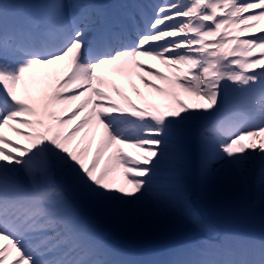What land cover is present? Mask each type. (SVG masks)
<instances>
[{"label":"snow or ice","instance_id":"6c2138e0","mask_svg":"<svg viewBox=\"0 0 264 264\" xmlns=\"http://www.w3.org/2000/svg\"><path fill=\"white\" fill-rule=\"evenodd\" d=\"M261 22L264 0H0V264H264L251 235L166 260L99 235L214 231L213 197L264 224Z\"/></svg>","mask_w":264,"mask_h":264},{"label":"bare ground","instance_id":"6f19581e","mask_svg":"<svg viewBox=\"0 0 264 264\" xmlns=\"http://www.w3.org/2000/svg\"><path fill=\"white\" fill-rule=\"evenodd\" d=\"M109 2H111V0H109ZM261 25L264 26V22H261ZM143 59V58H142ZM146 63L151 64L154 68H159L161 71H164L166 74H171L170 71L165 68L163 65L160 64L159 61L157 60H151V59H146ZM109 79L117 84L118 86H120L122 88V90L128 95L130 96L134 101L139 102L140 101V96L137 94L136 90L131 86V84L129 83V78L121 75V74H112L109 76ZM149 79H152L151 77H149ZM131 82L135 84L136 88L139 89V93L141 94H147L149 92V89L145 88L144 84L139 80L138 76H132L131 77ZM155 83L158 84H163L162 81L156 80ZM153 95H159V94H155L153 93ZM181 98H185L182 94ZM6 134L11 136L12 139L16 140L19 139L18 137L15 136L14 133H11L10 131H8L7 129L5 130ZM26 131V130H25ZM125 151L128 152L131 156H135L137 155V150L136 149H131V148H125ZM122 172V169L120 170ZM212 200H219L220 202H225V206L226 208H228L229 210H233L235 209V214L237 217H239L242 221H244L242 224L246 225H255L258 228H255L256 233H251V232H245L242 230H235V231H230L228 229H224V228H220L216 225L214 226V231H206V230H201L199 231V229L197 228L198 234L195 238L194 241L191 242V240L188 241H184L181 243H173L171 245H167V243L165 244L164 242L166 241V239L161 240V241H157L156 243H154L153 247L151 248H141L138 251H140V253L138 255L143 256L144 258H154V259H161V260H166L170 258V253L172 251H174L175 249L190 245V244H195L197 242L200 241H211V242H220L224 239V237L226 235H233V236H241V237H246V236H255L257 239L260 238H264V224L260 223L258 224L257 221H251L252 217L246 216L245 214H243L241 211H239V206L233 202H230L226 197H213L211 198ZM201 200H197L196 203V208L197 211L200 213V215L206 219L203 211H202V205H201ZM259 218V217H258ZM248 220V221H247ZM260 225V226H259ZM106 233H109L111 236H108ZM209 232V233H208ZM99 234L103 236L102 239H104L105 241L109 242V240L111 241L110 243H113L119 247H123L126 250L129 249L128 247L130 246L125 239V237L120 236V235H116L114 233H111L103 228L99 229ZM106 234V235H105ZM125 238V239H124ZM161 243V244H160ZM165 244V245H163ZM159 245V246H157Z\"/></svg>","mask_w":264,"mask_h":264},{"label":"rangeland","instance_id":"374dc122","mask_svg":"<svg viewBox=\"0 0 264 264\" xmlns=\"http://www.w3.org/2000/svg\"><path fill=\"white\" fill-rule=\"evenodd\" d=\"M201 207L203 208L202 211L204 215L206 216L205 221L207 223L216 225L220 228L228 229L230 231L235 230H242L245 232H251L256 233L255 228H258L255 225H244L242 224L244 221H242L239 217L235 214V209L229 210L226 208L225 202H220L219 200L211 199L210 201H202ZM257 221L258 224L261 223L260 219L257 217L255 219H252L251 221ZM248 221V220H247ZM261 225V224H260ZM259 225V226H260ZM199 231L202 229L198 228ZM105 232V231H103ZM106 233V232H105ZM209 233V232H208ZM108 236H111L109 233H106ZM198 234L197 228L192 225L190 222H185L184 227L174 236L166 238L165 244H170L171 242H177L181 240H191L194 241L196 236ZM125 239V238H124ZM126 242L130 245V247L139 250L141 248H138L134 244H132L128 239H125ZM161 244V243H160ZM163 244V245H165ZM155 245H151L149 248L153 247ZM159 246V245H157Z\"/></svg>","mask_w":264,"mask_h":264}]
</instances>
